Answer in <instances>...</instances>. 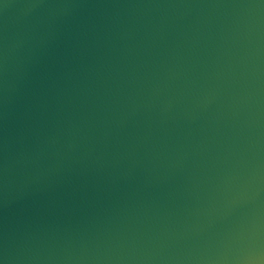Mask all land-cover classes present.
I'll return each mask as SVG.
<instances>
[{
    "label": "water",
    "instance_id": "obj_1",
    "mask_svg": "<svg viewBox=\"0 0 264 264\" xmlns=\"http://www.w3.org/2000/svg\"><path fill=\"white\" fill-rule=\"evenodd\" d=\"M0 264H264V0H0Z\"/></svg>",
    "mask_w": 264,
    "mask_h": 264
}]
</instances>
